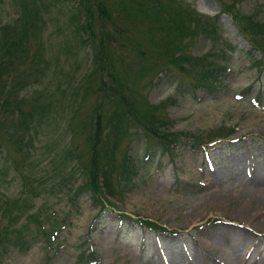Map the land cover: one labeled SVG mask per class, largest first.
Returning a JSON list of instances; mask_svg holds the SVG:
<instances>
[{"label": "rangeland", "instance_id": "1", "mask_svg": "<svg viewBox=\"0 0 264 264\" xmlns=\"http://www.w3.org/2000/svg\"><path fill=\"white\" fill-rule=\"evenodd\" d=\"M224 1L236 2L242 14L264 21V0ZM176 2L216 17L217 36L195 39L190 53L227 66L226 78L212 94L194 92L187 79L169 71L158 74L149 90L144 85L149 83L148 76L135 79L131 75L129 81L137 84L139 101L165 104L172 122L169 131L205 136L224 126L235 129L234 134L202 148L183 139L172 153L154 148L147 155V140L137 133L128 154L138 172L124 187L123 196L100 212L87 192L73 195L81 176L74 163L64 169L57 158L69 141L67 120L52 117L38 137L30 168L35 195L29 213L38 214L46 235L30 223L24 231L29 250L0 247V264H264L262 55L252 51L231 18L221 14L216 0ZM75 6L69 2L48 5L41 42L52 66L39 89L55 101L58 94L71 95L69 86L77 84L91 62L89 48H82L68 27L67 18ZM16 10L12 0H0V21L10 23ZM130 29L127 35L134 41L121 39L125 48L115 44L114 64L134 66L136 73L140 71L137 55L130 46L138 40L149 49L152 35L143 23ZM85 102L89 114V98ZM22 190L19 178L0 158V193L17 198ZM140 219L156 222L167 231L146 229L136 223ZM80 252L84 259L90 253L94 259L78 261Z\"/></svg>", "mask_w": 264, "mask_h": 264}, {"label": "trees", "instance_id": "2", "mask_svg": "<svg viewBox=\"0 0 264 264\" xmlns=\"http://www.w3.org/2000/svg\"><path fill=\"white\" fill-rule=\"evenodd\" d=\"M12 1L17 9L16 18L10 23L0 21V158L19 178L24 191L17 198L0 193V247L12 245L28 251L30 246L24 231L30 223L38 227V233L42 231L46 235L44 226L38 223V214L29 213L35 195L30 168L38 137L47 130L52 117L62 116L67 120L65 132L69 133V141L57 158L64 169L74 163L81 176L73 195L87 192L100 212L106 205H112L114 198L123 196L124 187L138 172L128 154L137 133L147 140V155L154 148L163 154L172 153L183 139L193 147L202 148L234 134L235 129L224 126L205 136L169 131L168 124L172 122L165 104L151 105L143 98L139 101L137 84L129 81L131 75L135 79L148 76L149 83L144 85L149 90L158 74L169 71L187 79L189 89L194 92L214 93L226 78L228 67L207 56H192L190 52L195 39L217 36L216 17L201 15L176 0H114L116 5L112 0ZM55 2L59 6L75 3L67 18L68 27L78 44L88 47L91 55L87 73L76 85L69 86L72 96L65 98L61 93L56 101L39 89L51 72L52 64L41 39L50 14L48 5ZM216 2L221 14L231 18L252 51L262 55L264 67V21L242 14L236 2ZM138 23L147 25L152 37L149 49L138 40L130 46V52L137 55L135 63L140 70L134 73V66L114 64L113 47L119 44V48H125L121 39L131 42L133 38L127 33ZM79 91L83 95L80 100ZM88 98L89 114L85 104ZM53 109L55 114L51 116ZM122 143H125L123 148ZM137 222L149 230L167 231L156 222L141 219ZM87 259H94V254L85 259L83 252L78 254V261Z\"/></svg>", "mask_w": 264, "mask_h": 264}]
</instances>
